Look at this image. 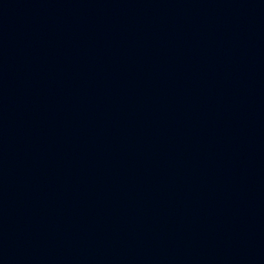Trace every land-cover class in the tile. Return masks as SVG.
Masks as SVG:
<instances>
[{
	"label": "water",
	"instance_id": "1",
	"mask_svg": "<svg viewBox=\"0 0 264 264\" xmlns=\"http://www.w3.org/2000/svg\"><path fill=\"white\" fill-rule=\"evenodd\" d=\"M0 264H264V0H0Z\"/></svg>",
	"mask_w": 264,
	"mask_h": 264
}]
</instances>
